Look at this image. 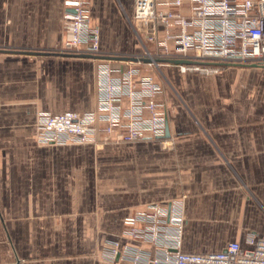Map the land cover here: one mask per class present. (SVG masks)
I'll list each match as a JSON object with an SVG mask.
<instances>
[{"label": "crops", "instance_id": "obj_1", "mask_svg": "<svg viewBox=\"0 0 264 264\" xmlns=\"http://www.w3.org/2000/svg\"><path fill=\"white\" fill-rule=\"evenodd\" d=\"M62 5L0 0V46L17 51L0 52V264H124L103 260L102 249L128 241L125 217L166 199L183 203V252L264 235V68L167 67L165 146L36 143L38 113L96 105L95 60L21 53L61 43ZM133 5L90 0L103 52L136 50L125 16Z\"/></svg>", "mask_w": 264, "mask_h": 264}, {"label": "built area", "instance_id": "obj_2", "mask_svg": "<svg viewBox=\"0 0 264 264\" xmlns=\"http://www.w3.org/2000/svg\"><path fill=\"white\" fill-rule=\"evenodd\" d=\"M62 6L63 39L54 54L93 57L96 105L83 113H38L39 145L164 141L162 85L142 66L161 62L201 75L231 66L264 67V0H134L130 22L143 51L110 56L115 59L97 58L109 55L91 25L89 0H63ZM184 224L181 200L148 204L123 219L121 236L128 241L107 242L101 257L124 264H264V235L249 234L246 246L230 242L219 252L186 253Z\"/></svg>", "mask_w": 264, "mask_h": 264}, {"label": "rangeland", "instance_id": "obj_3", "mask_svg": "<svg viewBox=\"0 0 264 264\" xmlns=\"http://www.w3.org/2000/svg\"><path fill=\"white\" fill-rule=\"evenodd\" d=\"M89 6H90V0H89ZM125 16H126V19H127V24H128V27L131 31V34H132V39L134 41V46L136 47V50L134 51H137V52H142L143 49H142V46L141 45H138L136 44L135 42V32H134V27L132 26L131 22H130V16L131 15H128V13H125ZM61 25H62V22H61ZM57 45L53 46V47H47V48H44V49H41V50H37V51H44V52H49V53H53L54 54V49ZM3 47L0 46V49H2ZM149 50H151L150 47H147ZM6 50V49H5ZM8 50V49H7ZM24 51H31V50H24ZM131 52L133 51H127V52H124V51H119V52H104L106 53L107 55L109 56H125V55H128L130 54ZM97 63V62H96ZM247 66H252V67H258V66H254V65H247ZM143 69H146V70H150V72L153 74V76L155 77V79L160 82L161 84H163L165 87H169L171 89H173V87L170 85V80L168 79V76L166 74V69L167 67H169V65H166L165 63H159L158 66H155L153 67L152 69H148L144 66H142ZM260 68H264V67H260ZM222 70V69H221ZM191 74V73H190ZM201 75V74H200ZM174 91V90H173ZM176 94V97L179 99V95L178 93L174 92ZM113 142V141H111ZM158 144L161 145V146H165L167 145V143L164 141H158ZM37 143V142H36ZM110 143V142H108ZM115 143H118V142H115ZM103 143H99L98 145H101Z\"/></svg>", "mask_w": 264, "mask_h": 264}, {"label": "water", "instance_id": "obj_4", "mask_svg": "<svg viewBox=\"0 0 264 264\" xmlns=\"http://www.w3.org/2000/svg\"><path fill=\"white\" fill-rule=\"evenodd\" d=\"M0 52H17V51H12V50H5V49H0ZM21 53H25V54H31V55H42V56H49V55H56L53 53H49V52H44V51H21ZM62 57H80V58H90L92 59L93 57L89 56V55H71V54H66V55H62ZM100 59H115V57H110V56H103V57H97ZM144 62H148V60H144ZM172 64H179L182 63V61H172ZM169 133H168V125H167V121H165V137H168Z\"/></svg>", "mask_w": 264, "mask_h": 264}]
</instances>
